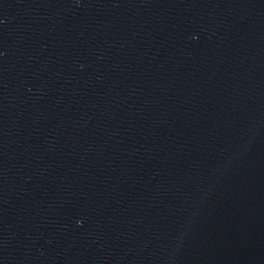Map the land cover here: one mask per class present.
Returning a JSON list of instances; mask_svg holds the SVG:
<instances>
[{"label":"water","instance_id":"1","mask_svg":"<svg viewBox=\"0 0 264 264\" xmlns=\"http://www.w3.org/2000/svg\"><path fill=\"white\" fill-rule=\"evenodd\" d=\"M0 264H264V0H0Z\"/></svg>","mask_w":264,"mask_h":264}]
</instances>
